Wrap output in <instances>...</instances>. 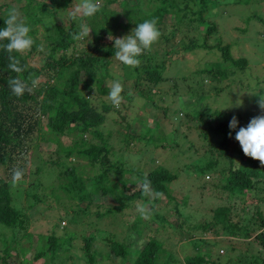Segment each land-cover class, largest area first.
I'll return each mask as SVG.
<instances>
[{"label": "rangeland", "instance_id": "1", "mask_svg": "<svg viewBox=\"0 0 264 264\" xmlns=\"http://www.w3.org/2000/svg\"><path fill=\"white\" fill-rule=\"evenodd\" d=\"M169 1L172 4L171 11L163 14L161 22L156 25L161 33L159 40L143 52L148 57V60L144 58L143 63L155 65L161 80L151 85V82L140 79L139 85L135 87L134 67L120 63L113 53L108 57V75L102 83L105 90L97 92L93 80H89L90 88L81 90L98 110L101 102L110 105L103 122L96 129L111 151L110 164L119 176L118 183L131 180L136 176V171L146 174L158 165L176 173V178L167 184V193L171 197L161 194L155 204L162 220L147 209L148 203L152 201L149 191L145 198L128 200L124 203L125 207L99 217L95 216L96 211L103 212L115 205V200L108 194H92L91 203L87 206L85 200L67 198L63 189L58 187L60 182L57 183L56 176L69 165L80 167L82 164L81 170L90 175L93 171L91 167L85 166V160L81 157L64 159L59 163L57 154L60 152H54L55 141L59 140L67 146L79 137L98 143V137L92 135L90 130L79 133L70 128L54 135L44 126V115L23 107L22 110L28 113V121L36 119L38 122L26 134L24 144L12 154L14 161L10 169L20 168L24 172L23 178L14 183L11 191L13 205L24 209L27 214V225L24 231L16 232L15 242L8 239V244H5L8 253L6 262L130 264L126 257L115 256L110 252L109 238L121 242L126 249H139L148 237H153L161 242L155 261L165 264H183L185 256L205 251L219 264H225L228 258L231 261L239 258L242 264H249L248 251L264 254V248L255 238L264 226L245 237L231 236L222 231L215 235L211 230L192 228V225L208 220L211 209L223 203L230 206L232 221L238 215V226H254L260 218H264V204L257 202L252 193L234 195L233 199L227 201L223 199L224 192L215 185L217 175L212 171L203 173L200 170L208 159H214L215 156L203 151L200 146L205 144V140L198 136L206 125L201 124V120L213 124L215 121L230 122L235 116L237 128L230 129L228 123L223 134L233 157L238 156L235 132L239 127L247 126L251 118L261 114L257 101L259 95H264V0ZM33 2H43L49 7L48 0ZM73 2L79 4L80 0ZM156 2L138 0L140 13L146 12ZM1 3H5L8 13L13 8L17 9L20 18L26 23L23 12L18 9L21 0H0ZM101 3L100 0L99 9L103 8ZM106 8L119 11L120 3H108ZM56 16L54 13L43 18L40 24L45 19L47 23L40 30L51 29L52 20L63 18ZM210 22L215 27L208 31ZM81 24L86 25V20L82 19ZM129 27L133 25L130 23ZM110 35L123 37L126 34L117 30ZM89 37L80 39L77 46L82 47L90 42L91 33ZM108 37L105 35L97 44L98 54H105L107 46H113V41ZM223 45L228 46L231 58L244 59L245 62L238 66L230 60H224L219 49ZM88 48L93 49V44ZM27 62L39 68L44 62H50V58L41 48L29 54ZM140 76H143L142 72ZM45 78L42 75L39 81L43 82ZM117 79L123 85V100L118 107L108 98L110 85ZM140 89H148L149 94L141 95ZM238 100L243 102L241 107H235ZM215 135L212 134L211 139ZM50 160H56L57 163ZM218 164L220 166L221 163ZM121 167L123 170H120ZM10 169L0 164V178L12 181ZM32 193L37 198L33 199ZM183 197L185 201L181 203ZM141 206L145 207L146 215L139 213ZM257 207L261 210L260 217L255 215ZM137 217L139 222L135 225ZM1 231L7 229L0 226ZM24 232L29 234L24 236ZM2 234L7 236L9 232ZM50 237L55 244L54 250L49 248ZM85 237L90 239L88 252L92 256L91 263L82 250V239ZM2 247L0 242V249ZM45 249L53 252L51 256L33 258L37 250ZM0 264H4L1 259Z\"/></svg>", "mask_w": 264, "mask_h": 264}, {"label": "trees", "instance_id": "2", "mask_svg": "<svg viewBox=\"0 0 264 264\" xmlns=\"http://www.w3.org/2000/svg\"><path fill=\"white\" fill-rule=\"evenodd\" d=\"M15 1L19 2L20 0ZM21 1L22 3L18 9L24 14L26 24L31 29L29 35L33 38L34 43L31 49L24 54L11 53L20 61L23 67L21 73L8 69L9 53L0 47V164L8 170L12 167L11 164L14 161L12 154L24 144L26 134L38 122L36 119L31 122L28 121V113L22 110L23 107H26L33 110L35 114L44 115L45 121L43 124L54 135L70 128L79 133L90 130L92 135L98 137V143L88 142L79 137V139L72 140L71 144L67 146H64L59 140L55 141L57 144H55L54 152H60V154H57L59 163L63 162L64 159L81 157L85 160V166L91 167L90 170L93 171V174L90 175L81 170L82 164L79 165L80 167L69 165L63 173H59L62 176H56L57 183L60 182L58 187L63 189L67 198L79 201L85 200L87 206L91 203L90 197L92 194L96 192L104 195L108 194L112 200H115V205L104 209L103 212L96 211L95 216L99 217L101 214L114 212L125 207L124 203L128 200L145 198L147 192L143 189L142 181L147 178L150 181L148 191L151 193L152 199L148 203L147 209L155 217L157 216L162 220V215L157 213L155 204L161 194L171 197L167 193V184L176 178V173H171L166 168L158 165L146 174H143L140 170L136 171L134 178L118 183L117 177L119 176L115 174V170L110 164L109 154L111 151L107 142L101 137V133L96 129V126L103 122L104 114L108 112L110 105L101 102L100 110H98L81 93V90L84 87H91L89 80L95 82L97 92L105 90L102 83L108 75L107 66L110 62L108 57L115 52L113 46L109 45L105 54L97 53V44L105 35L114 34L117 30L127 35L137 24L145 20L155 19L156 25H158L163 14L171 11V2L169 0H156L157 2L149 7L146 12L140 13L138 0H101L103 8L90 17H84L81 14L73 16L78 5L73 0H48L49 7H46L43 2L34 3V0ZM114 1L120 3L119 11L106 8V4ZM199 1L201 2V0ZM0 9L3 11L0 13V28H3L5 26L4 20L7 19L5 3L0 4ZM58 10L61 12L58 13ZM6 13L8 14V11ZM54 13L57 16H63V18L52 20L51 29L48 27L40 30V27L47 23V19H45L40 24L42 19L48 18ZM82 19L86 20V26L91 29L92 40L90 43L87 42L82 47H78L76 43L79 40L73 39V34L80 31ZM199 20H201L200 17ZM130 23L133 27H129ZM210 23L207 27L208 31L213 30L215 27L213 22ZM6 43V40L0 41V45ZM91 44H93V49L88 48ZM41 48L50 58V62H44L39 68L29 65L27 62L28 55ZM227 48V45L219 48L223 59L241 66L245 62L244 59L235 60L231 58ZM144 58L148 60V57H145L142 53L138 57L140 60L139 66L134 67L136 71L135 87L139 85L140 79L151 82V85H155L161 80V75L155 65L144 64ZM140 72L143 73V76H140ZM42 75H45L46 78L43 82H40L39 77ZM16 77L24 81L31 90H26L20 96L13 94L8 81ZM34 83L37 85H34ZM138 91L143 96L149 94L148 89ZM38 96L40 97L38 98ZM200 123L206 124L205 128L198 133L200 139L205 140V144H201L200 147L203 151H208L215 156L214 159H208L200 170L203 173L212 171L217 175L218 179L215 185L221 192H224L223 199L225 201L233 199L234 195L242 196L252 193L257 198V202L264 204V166L258 160L245 156L239 143L238 156L233 157L234 154L227 147V140L223 134L224 129L228 126V121H215L211 124L206 120H201ZM212 134L218 135L211 139ZM131 137L133 138L132 135ZM50 161L57 163L56 160ZM218 162L221 163L220 166ZM120 170H123V168L121 167ZM13 188V181L0 178V226L7 229V231L0 232V242L3 246L0 249V259L4 264H16L5 261L8 256L5 244H8V239L15 242L17 239L16 232L24 231L27 225V214L24 209L15 207L12 203L11 190ZM157 193L159 195H156ZM31 196L33 199L37 198L34 193ZM53 196L59 197L57 195ZM184 201L185 197L182 198L181 203H184ZM86 206L84 208H88ZM230 209V206L224 203L216 205L211 209L208 220H202L192 225V228H200L202 231L211 230L215 235L222 231V233L231 236L245 237L253 234L256 228L264 226V218H260L258 224L254 226L250 224L238 226L239 217L236 215L237 219L232 221L229 216ZM255 215L257 217L261 216L259 207L256 208ZM138 222L139 217H137L134 224ZM7 232H9V235L3 236L2 233ZM28 234V232H24L23 235ZM255 238L264 248V228L255 235ZM50 239L49 248L54 250L55 244L52 237ZM82 240V250L87 261L91 263L92 256L88 252L90 239L85 237ZM160 245L161 242L157 239L148 237L139 249H126L121 242L111 238L108 239L110 252L115 256L126 257L129 259L130 264H165L164 262L156 263L155 261ZM52 253L49 249L37 250L33 258L51 256ZM248 254L249 264H264V254L260 252L253 254L250 251H248ZM127 255H129V258ZM235 262L242 264L239 258L235 261L228 258L225 264H236ZM183 264L219 263L205 251L201 254L185 256Z\"/></svg>", "mask_w": 264, "mask_h": 264}, {"label": "clouds", "instance_id": "3", "mask_svg": "<svg viewBox=\"0 0 264 264\" xmlns=\"http://www.w3.org/2000/svg\"><path fill=\"white\" fill-rule=\"evenodd\" d=\"M100 7V0H80L76 6L73 16L81 14L84 17L94 15ZM5 26L0 28V41H7L6 44L0 45L3 50L9 53V63L7 65L10 71L21 73L23 67L20 61L11 53H24L29 51L34 43L33 38L29 35L30 27L20 18V13L13 8L9 11L7 19L4 20ZM155 19L145 20L136 25L129 34L123 37H113L109 35V40L113 41V48L115 49V58L125 66L137 67L140 64L138 57L159 40L161 35L156 26ZM91 29L84 24L80 25V31L73 34V39L80 40L89 37ZM90 38V37H89ZM91 42V40H90ZM89 42V43H90ZM9 87L13 94L20 96L26 90L30 91L28 85L18 77L12 78L8 81ZM123 85L120 80L112 81L108 92L110 102L118 107L123 97L121 93ZM242 101L238 100L235 107H241ZM261 114L250 119L247 126L239 127L235 132V140L238 141L242 152L245 156L254 160H258L264 166V95H259L257 101ZM225 109V108H224ZM237 118L233 116L229 122V128L235 130L237 128ZM232 133L229 132V136ZM24 172L20 168L12 170L13 183L19 182L23 178ZM143 189L148 191L150 181L144 178L142 181ZM156 195H159L157 193ZM141 215H146L145 207L141 206L138 209Z\"/></svg>", "mask_w": 264, "mask_h": 264}]
</instances>
